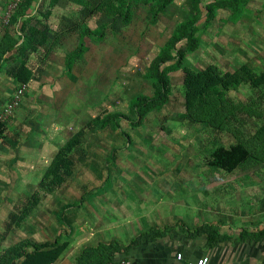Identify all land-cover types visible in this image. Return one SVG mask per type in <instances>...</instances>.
I'll return each mask as SVG.
<instances>
[{
    "label": "rangeland",
    "instance_id": "rangeland-1",
    "mask_svg": "<svg viewBox=\"0 0 264 264\" xmlns=\"http://www.w3.org/2000/svg\"><path fill=\"white\" fill-rule=\"evenodd\" d=\"M85 1L88 4L83 0H34L24 11V17L18 18L23 24H57L52 49L56 54L46 67L48 87L27 91V99L24 100L25 94L20 104L24 124L15 127L11 123L7 127L15 140H11L14 146L5 143L12 156L6 155L3 169L0 168V207L6 197H30L36 193L42 200L47 199L37 208L41 215L44 207L51 205L48 200L51 202L54 197L79 204L73 197L83 190L78 186L84 184L92 186L94 191L90 192H98L95 202H91L94 208L110 198L105 193L112 191V184L122 182L125 194L112 198L114 202L131 205L140 204L144 199L141 201L150 204L157 198L165 202H173L175 198V202L181 204L167 210L177 217H185L188 205L193 206L194 200L184 187L209 180L210 175L213 180L220 179L221 174L230 178L229 174L224 175L208 164L213 149L228 148L240 139L248 148L256 149L258 141L253 136L264 122V85L255 88L246 83L230 90L226 95V108L222 110L228 114L227 128L216 131L207 123L179 119L185 112L184 69L202 72L212 68L217 75L224 76L248 67L254 75H261L264 72L263 0H250L236 15L229 7L216 9L208 24L206 6L219 0L202 1L197 23L199 47L188 52L182 66L171 74L173 86L167 104L147 115L140 124L131 112V100L152 93L145 76L148 67L173 30L192 15L191 0H176L153 22L147 10L138 7L128 24L112 16L113 5L108 1L91 0L97 5L94 14L89 13L92 3ZM104 24H109L105 39H85L86 55L77 61L68 77L64 56L79 45V33L86 26L95 30ZM178 46L185 48L186 42ZM23 102L25 111L21 109ZM108 113H122L130 118L122 120V129L118 130L102 131L93 125L98 116ZM81 130H84V156L74 158V173L68 183L61 188L39 187L56 151ZM99 181H104L105 186L95 189ZM162 183L181 187L175 191L183 194L181 198L158 195V188H150ZM146 186L150 189L145 190ZM126 194L129 200L117 199ZM94 197L86 195L85 199ZM53 202L52 207L57 201ZM73 214L76 212H71Z\"/></svg>",
    "mask_w": 264,
    "mask_h": 264
},
{
    "label": "crops",
    "instance_id": "crops-1",
    "mask_svg": "<svg viewBox=\"0 0 264 264\" xmlns=\"http://www.w3.org/2000/svg\"><path fill=\"white\" fill-rule=\"evenodd\" d=\"M10 1L0 0V115L21 85L22 78H28V93L36 87H48L46 67L56 54L52 49L55 44L53 31L57 24H23L21 19L14 24H6L5 12ZM30 39L34 48L28 43ZM70 53L64 56L68 77L78 63L71 71L68 69ZM21 109L25 111L24 102ZM19 110L7 120L0 139L2 169L4 157L12 156L5 143L14 146L12 141L15 140L7 127L11 123L15 127L20 126L26 121ZM81 141L83 143V136ZM65 146L60 147L55 156ZM221 175L220 179L213 180L210 175L209 180L184 187L189 189L187 195L194 200L193 206L188 205L185 217H177L176 213L167 210L181 204L175 202V198L173 202L157 198L150 204L141 201L144 199L140 204L131 205L114 202L112 198L125 194L122 182L112 184V191L105 193L110 198L94 208L91 202H95L98 192L92 193V186L81 184L78 189L83 190L73 197L79 204L54 197L56 205L52 207L54 200H48L51 205L48 208L43 206L42 216L37 208L42 206L41 201L46 202L47 199L42 200L36 193L30 197H6L0 207V259L10 248L27 243L23 256L10 264H108L120 259L130 260L133 264H197L205 257L209 258L208 264H264V164L240 168L229 174V179ZM38 184L41 187L40 181ZM95 184V189L105 186L104 181ZM150 188H158V195L181 198L182 193L175 191L182 188L174 183ZM91 194L95 197L86 201L85 196ZM117 199L127 201L129 197L126 194ZM183 206L187 207L186 204ZM71 212H76V215H71ZM201 226L212 227V236L195 234V229ZM43 244L45 248L41 250L34 247ZM100 247L102 255L98 258H83L86 249ZM179 254L181 260L178 259Z\"/></svg>",
    "mask_w": 264,
    "mask_h": 264
},
{
    "label": "trees",
    "instance_id": "trees-1",
    "mask_svg": "<svg viewBox=\"0 0 264 264\" xmlns=\"http://www.w3.org/2000/svg\"><path fill=\"white\" fill-rule=\"evenodd\" d=\"M32 1L24 0L19 9L13 14L10 23L14 24L18 18L24 17V11L29 9ZM84 3L88 4L85 0ZM92 3L91 0H89ZM113 5L114 18H121L124 24L132 21L135 9L143 7L147 10L151 21H157L161 18L169 7L176 0H105ZM203 0H191L192 10L191 16L179 24L170 35V39L164 47L158 52L150 67L148 73L145 75L151 87V94H142L131 100V112L137 118V124L145 119L147 115L154 111H159L164 107L172 93L171 74L176 72L183 64L185 56L188 52L195 51L199 47L198 28L199 15L201 11V3ZM250 0H219L210 3L206 6L208 14V23L212 22L215 16L216 9H227L229 7L234 14H238L247 6ZM101 3V1L99 2ZM98 3V4H99ZM96 6L92 3L90 6V14L96 13ZM264 11V0L262 3ZM22 24V23H20ZM107 28L109 24H104L95 30L89 27H84L79 33V45L75 51L69 54L67 58V67L71 71L78 60L86 54L88 47L85 39L94 38L104 40L107 35ZM48 30H46L47 32ZM33 37V35H32ZM45 37V36H44ZM33 40L28 42L32 47ZM186 42L185 48L178 45ZM40 43H42L40 41ZM34 48V46L32 47ZM251 84L258 88L264 85V72L256 76L248 67H242L234 74H227L224 76L217 75L212 68H208L202 72H194L190 69H184L183 92L185 98V112L179 115L181 121L192 120L201 123H207L216 131L226 130V121L228 114L222 112L226 104V95L232 89H237L242 84ZM20 84H28V78H22ZM226 108V107H225ZM129 116L122 113L103 114L98 116L94 121L95 127L104 130H118L122 129V120H129ZM7 122H0V139L3 137V132ZM136 125V123H132ZM92 125H88L90 127ZM124 133V132H123ZM126 134V132L124 133ZM84 131L76 133L72 139L63 147L55 156L50 168L43 175L41 180V187H61L64 185L74 173V158L76 156L82 158L84 156V149L82 147V136ZM257 140L256 149L248 148L242 140L236 141L230 147L219 146L212 150L208 159V164L225 173L231 174L240 168L250 166L251 163H264V122L260 125L257 133L253 136ZM61 219V216H60ZM156 231V230H155ZM213 228L210 226H201L195 229V234H208L212 236ZM157 232V231H156ZM155 232V233H156ZM157 234V233H156ZM153 234V236H157ZM160 234V233H158ZM149 235V234H148ZM28 246L27 243L19 244L10 248L1 257L0 264L14 263L17 259L23 256L24 249ZM35 249L41 250L45 248L43 245H35ZM115 246H112L114 248ZM107 248V247H106ZM111 254L114 255L113 251ZM101 254L100 248H88L84 251L83 258H98ZM43 255V259H44ZM49 260V253L46 254ZM46 258L43 260L45 261ZM109 263V262H108Z\"/></svg>",
    "mask_w": 264,
    "mask_h": 264
},
{
    "label": "built area",
    "instance_id": "built-area-1",
    "mask_svg": "<svg viewBox=\"0 0 264 264\" xmlns=\"http://www.w3.org/2000/svg\"><path fill=\"white\" fill-rule=\"evenodd\" d=\"M24 0H11L6 12H5V23L9 24L13 14L19 9ZM28 90V84H21L15 91L11 101L5 106L2 114L0 115V122H7L20 107V104ZM182 256L179 254L178 259L181 260ZM209 258L205 257L197 262V264H208ZM108 264H133L130 260L120 259L118 261H112Z\"/></svg>",
    "mask_w": 264,
    "mask_h": 264
}]
</instances>
